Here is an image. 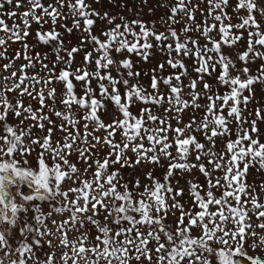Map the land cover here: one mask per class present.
<instances>
[{"label": "snow or ice", "instance_id": "1", "mask_svg": "<svg viewBox=\"0 0 264 264\" xmlns=\"http://www.w3.org/2000/svg\"><path fill=\"white\" fill-rule=\"evenodd\" d=\"M109 2L0 0V264H264V0Z\"/></svg>", "mask_w": 264, "mask_h": 264}, {"label": "rangeland", "instance_id": "2", "mask_svg": "<svg viewBox=\"0 0 264 264\" xmlns=\"http://www.w3.org/2000/svg\"><path fill=\"white\" fill-rule=\"evenodd\" d=\"M121 2H123V0H121ZM153 2H154V0H153ZM138 3H139V0H137V4H138ZM131 6H132V4L129 3V7H131ZM97 7L100 8L101 11H109V12L112 13V14H116V13L122 11V9L116 8L112 3H110L109 0H101L100 5H97ZM138 10H141V9H138ZM142 10H143L144 12H147V8H144V9H142ZM129 15H130V13H129ZM143 19H145V20H149V19H150V16L145 15V16L143 17ZM249 252H250V254H253V253H251V250H249Z\"/></svg>", "mask_w": 264, "mask_h": 264}]
</instances>
